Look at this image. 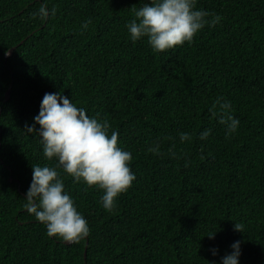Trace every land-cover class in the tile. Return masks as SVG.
I'll use <instances>...</instances> for the list:
<instances>
[{
	"label": "trees",
	"instance_id": "trees-1",
	"mask_svg": "<svg viewBox=\"0 0 264 264\" xmlns=\"http://www.w3.org/2000/svg\"><path fill=\"white\" fill-rule=\"evenodd\" d=\"M146 2L0 0V264H219L237 240L239 264H264V0H197L215 26L161 53L128 37ZM42 4L56 9L43 23ZM50 92L107 119L133 156L136 180L111 212L102 190L64 177L90 229L78 244L24 208L32 166L51 165L24 128ZM218 97L240 120L230 136Z\"/></svg>",
	"mask_w": 264,
	"mask_h": 264
},
{
	"label": "clouds",
	"instance_id": "clouds-1",
	"mask_svg": "<svg viewBox=\"0 0 264 264\" xmlns=\"http://www.w3.org/2000/svg\"><path fill=\"white\" fill-rule=\"evenodd\" d=\"M196 2L148 0L134 11V18L126 24L129 39L134 43L146 39L156 53L192 43L199 31L205 26H215L218 20H209L210 13L197 9ZM55 14V7L44 4L36 13L42 23ZM89 23L90 20L85 22L82 29L86 30ZM217 107L218 122L225 126L226 136H230L237 131L240 120L230 114L231 102L218 97L212 108ZM111 129L107 119L87 115L84 108L77 107L61 92L45 93L32 124L25 125L24 132L39 137L43 156L51 162V165L32 166V180L24 198L25 210L45 226L48 237L78 244L90 234L87 220L65 190V176L71 177L74 183L102 190L100 204L109 212L114 210L117 198L136 180L130 168L132 153L118 144L119 132ZM209 135L210 130H204L199 138L206 140ZM191 140L190 133L179 134L181 144ZM242 227L234 225L239 232ZM215 233L207 235L209 240L214 239ZM230 248V253L221 257L219 264H239L241 241H234ZM209 252L215 257L218 249L211 248ZM207 264H216V261H207Z\"/></svg>",
	"mask_w": 264,
	"mask_h": 264
},
{
	"label": "water",
	"instance_id": "water-1",
	"mask_svg": "<svg viewBox=\"0 0 264 264\" xmlns=\"http://www.w3.org/2000/svg\"><path fill=\"white\" fill-rule=\"evenodd\" d=\"M13 51H14L13 48L10 49V50L8 51V53L6 54V57H10ZM10 91H11V85H10L9 89H8V90L6 91V93H5V99H4L5 101H7V100L9 99V97H10ZM64 244H66V245H70L71 243L64 242ZM87 247H88V241L86 242V247H85V252H84V258H85V259H86V250H87Z\"/></svg>",
	"mask_w": 264,
	"mask_h": 264
}]
</instances>
